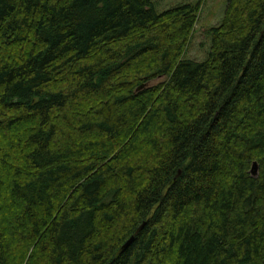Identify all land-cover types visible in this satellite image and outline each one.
Listing matches in <instances>:
<instances>
[{
	"label": "trees",
	"instance_id": "trees-1",
	"mask_svg": "<svg viewBox=\"0 0 264 264\" xmlns=\"http://www.w3.org/2000/svg\"><path fill=\"white\" fill-rule=\"evenodd\" d=\"M205 1L0 0V264H264V0L198 62Z\"/></svg>",
	"mask_w": 264,
	"mask_h": 264
},
{
	"label": "rangeland",
	"instance_id": "rangeland-1",
	"mask_svg": "<svg viewBox=\"0 0 264 264\" xmlns=\"http://www.w3.org/2000/svg\"><path fill=\"white\" fill-rule=\"evenodd\" d=\"M196 0H155L158 12ZM228 0H206L195 26L194 35L189 44L185 58L198 62L205 61L210 53L212 36L210 29L219 26L224 18ZM152 85H155L154 83Z\"/></svg>",
	"mask_w": 264,
	"mask_h": 264
},
{
	"label": "water",
	"instance_id": "water-1",
	"mask_svg": "<svg viewBox=\"0 0 264 264\" xmlns=\"http://www.w3.org/2000/svg\"><path fill=\"white\" fill-rule=\"evenodd\" d=\"M146 84H142L138 89H142L143 87H145ZM251 174L253 176H257L259 174V163L257 161H254L253 164H252V167H251ZM145 224H143L144 226ZM142 226V227H143ZM135 240V235H132L126 242L125 244L123 245L122 249H126L127 247H129L132 242Z\"/></svg>",
	"mask_w": 264,
	"mask_h": 264
}]
</instances>
